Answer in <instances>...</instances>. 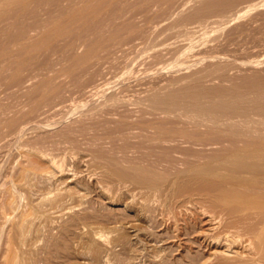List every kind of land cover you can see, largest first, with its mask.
Here are the masks:
<instances>
[{"label":"rangeland","instance_id":"1","mask_svg":"<svg viewBox=\"0 0 264 264\" xmlns=\"http://www.w3.org/2000/svg\"><path fill=\"white\" fill-rule=\"evenodd\" d=\"M0 264H264V0H0Z\"/></svg>","mask_w":264,"mask_h":264},{"label":"bare ground","instance_id":"2","mask_svg":"<svg viewBox=\"0 0 264 264\" xmlns=\"http://www.w3.org/2000/svg\"><path fill=\"white\" fill-rule=\"evenodd\" d=\"M223 239H224V238H223ZM225 239H226V238H225ZM227 239H228V238H227ZM231 240H232V239H231ZM226 241H227V240H226ZM226 241H225V242H226ZM219 242H220V240H219ZM228 242H229V241H228ZM230 242H231V241H230ZM226 245H227V244H226ZM221 246H222V245H221ZM229 246H231V245H229ZM226 249H227V248H226ZM223 251H224V250H223ZM223 251H222V252H223ZM233 251H235V250H233ZM229 252H230V251H229Z\"/></svg>","mask_w":264,"mask_h":264}]
</instances>
